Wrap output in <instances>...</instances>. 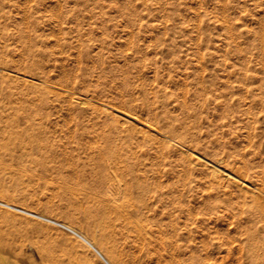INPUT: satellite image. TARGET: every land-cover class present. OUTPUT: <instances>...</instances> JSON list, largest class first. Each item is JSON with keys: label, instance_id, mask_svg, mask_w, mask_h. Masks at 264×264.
<instances>
[{"label": "rangeland", "instance_id": "obj_1", "mask_svg": "<svg viewBox=\"0 0 264 264\" xmlns=\"http://www.w3.org/2000/svg\"><path fill=\"white\" fill-rule=\"evenodd\" d=\"M144 185L156 218L161 194L195 209L177 230L202 264H238L219 249L237 224L264 243V0H0V200L114 264H178L129 219ZM0 242L3 264H103L3 207Z\"/></svg>", "mask_w": 264, "mask_h": 264}, {"label": "bare ground", "instance_id": "obj_2", "mask_svg": "<svg viewBox=\"0 0 264 264\" xmlns=\"http://www.w3.org/2000/svg\"><path fill=\"white\" fill-rule=\"evenodd\" d=\"M48 85H46V87L52 88L51 85H49V86ZM53 90H55V89H53ZM58 93L59 92H57V94ZM108 109H106L108 113L110 112V114L114 115L118 119L119 118L122 119L124 121L123 123H131L133 121V122H136L137 124H139V126L142 129V132L149 135V137L151 139H152V137H154V138L155 137L156 138L164 137L162 134L161 127H159L157 124H154V123H152L146 119H140L139 117L134 116V115L124 111L123 109L120 110L117 108H113V106L110 108L108 107ZM233 178H235V176ZM151 190L152 189L146 185H144L142 187L141 186H138V187L133 186V187H128V189H126L127 194L137 195L136 198H137V201L139 204L137 207H132L129 210V213H128L130 216L129 219L132 221V223L135 224L136 228H138V231L143 232L144 234H147V231L145 230V226L143 224H141V221H143L144 218L146 221H148L147 225L150 223L151 225L154 224L155 226H157V228H158L157 230L158 231L160 230L159 233L156 230V232L160 235L159 238H160L161 242H159V243H162L161 245H162L163 251L165 252L166 257H169L170 259L172 257H176V259H178L177 260L178 264H191V263L202 264L203 260L206 259L205 257L207 256V254H205V252H204V254L206 256L204 255L205 257L203 258V255L201 256L200 254H198L195 251L196 249L194 248V245H193L194 244L193 243L194 238H193L192 233H191L193 231L191 230L190 232H188L186 230L187 231V233H186L183 230H182L183 232H178V230H177L179 227V224L181 223V221L183 219L181 221H179V220L183 217L185 218V221L184 222L182 221L183 223H185L183 225H185V226L188 225L187 227H189L190 222H191V224L194 223L193 222L194 216L196 215L195 214L196 212L194 213L195 209L193 208L194 211L191 208L185 209L186 210V213H185V211L183 209L185 205L182 207V205H180V203L178 202L179 200L176 201L174 197H165V196L163 197L161 194L158 196V199H159L158 201H160L161 204L163 205V206L162 205L161 206L164 207L161 210L164 212L163 215H166V217H168L169 219H172V217H174V219H172V221L169 220L166 222L162 218L161 219L159 217L156 218L158 216V214H156V213H157V210L159 208L156 207L157 208V210L155 208L156 211L151 209L150 204L148 202V194H150V192H152ZM260 192H262V191H260ZM0 207H3L5 209H9V210L14 211L16 213H20V214L30 216L32 218H37V219H40V220L45 221L47 223L58 226L64 230L68 231L69 233L75 235L80 240H82L87 246L90 247V249L93 251V253L97 256V258L103 264H114L111 257L106 252L102 251V249L100 247H98V245L96 244L95 241H90L82 233L71 228L67 224L60 222V221H57L55 219H52L50 217L44 216V215L34 213L30 210H27V209H24L22 207L7 203V202L2 201V200H0ZM162 207H160V208H162ZM143 210L147 211L146 212L147 214H145V212ZM159 215H160V213H159ZM186 220H188L189 223H188V221L186 222ZM240 224L239 225L237 224L238 230H236V234L234 236H229L230 238H227L226 240L224 239V237L221 236V238H220L221 244L218 243L220 245L219 249H224V248L227 249V251H228L227 253H228L229 257H231L232 260L234 259L235 263H238V264H264V243L261 240L262 238L260 237L258 230L252 228L251 225L250 226H243ZM187 227H186V229H188ZM183 229H185V228H183ZM6 246H7L6 243L0 242V249L1 250L6 248ZM206 247H208V246H206ZM205 250H207L209 253L208 248ZM159 252L161 253V251H159ZM211 253L212 252H210V255H212ZM207 257L209 259V256H207ZM228 260H230V258ZM5 262H6L5 257L2 254V252L0 251V264H3ZM230 264H231V262H230Z\"/></svg>", "mask_w": 264, "mask_h": 264}]
</instances>
